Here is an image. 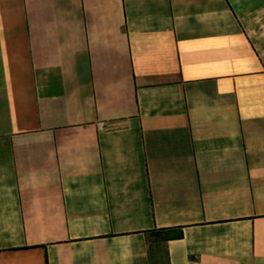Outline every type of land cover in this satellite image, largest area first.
<instances>
[{"label":"crops","instance_id":"obj_1","mask_svg":"<svg viewBox=\"0 0 264 264\" xmlns=\"http://www.w3.org/2000/svg\"><path fill=\"white\" fill-rule=\"evenodd\" d=\"M159 243L264 264V0H0V264Z\"/></svg>","mask_w":264,"mask_h":264},{"label":"trees","instance_id":"obj_2","mask_svg":"<svg viewBox=\"0 0 264 264\" xmlns=\"http://www.w3.org/2000/svg\"><path fill=\"white\" fill-rule=\"evenodd\" d=\"M150 233H153L154 235H156V237L161 238L162 240L180 237L181 235L180 229H178V231L176 232L171 231V229H156L152 230ZM150 241L148 240V243H150Z\"/></svg>","mask_w":264,"mask_h":264},{"label":"rangeland","instance_id":"obj_3","mask_svg":"<svg viewBox=\"0 0 264 264\" xmlns=\"http://www.w3.org/2000/svg\"><path fill=\"white\" fill-rule=\"evenodd\" d=\"M153 249V264H165L163 245L156 244Z\"/></svg>","mask_w":264,"mask_h":264}]
</instances>
